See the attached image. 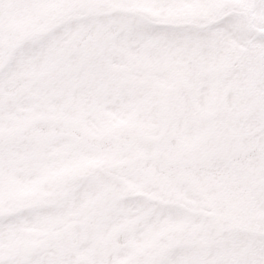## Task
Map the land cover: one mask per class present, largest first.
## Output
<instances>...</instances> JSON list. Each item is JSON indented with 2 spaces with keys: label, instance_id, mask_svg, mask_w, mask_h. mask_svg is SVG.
I'll list each match as a JSON object with an SVG mask.
<instances>
[{
  "label": "snow or ice",
  "instance_id": "6c2138e0",
  "mask_svg": "<svg viewBox=\"0 0 264 264\" xmlns=\"http://www.w3.org/2000/svg\"><path fill=\"white\" fill-rule=\"evenodd\" d=\"M5 4L81 15L53 33L63 37L56 71L30 83L50 98L18 124L35 129L30 144L19 137L13 148L0 112V188L29 148L85 125L77 140L96 159L143 158L149 175L174 169V180L211 192L201 223L212 236L193 249L107 261L54 252L42 264H264V0H0V10ZM161 153L167 160L151 167ZM154 214L182 215L160 206ZM0 264H26L7 254L2 225Z\"/></svg>",
  "mask_w": 264,
  "mask_h": 264
},
{
  "label": "rangeland",
  "instance_id": "374dc122",
  "mask_svg": "<svg viewBox=\"0 0 264 264\" xmlns=\"http://www.w3.org/2000/svg\"><path fill=\"white\" fill-rule=\"evenodd\" d=\"M51 10L52 9H43L45 13L42 15V10L35 12H20L14 6L5 4L3 9L0 10V15H2L5 20L4 25L0 27V41H3V43L8 41L15 45L18 39L22 38V35H24L19 28L22 27L23 24L26 26V20H29V25L35 26L36 32L40 33L42 16H44L43 19L45 24L53 23L56 19V17L53 18L50 16ZM20 20H22L23 23L20 22ZM53 33H51L50 36H55ZM32 49L34 48L32 47ZM45 49L46 48H37L32 51L37 61L40 60ZM31 51L30 53H32ZM11 55H13L12 52H7L3 60L6 67L3 73L5 76L0 78L2 79L0 81V112L4 115L5 127L9 133V141L12 140L13 143H17L19 136L24 134L20 135L21 132L18 131V127L12 126L13 114L10 111L9 105L11 104L13 107L16 105L17 110V105L20 101H23L19 109V113L23 117L31 113H36L37 110L42 107L43 103L47 102L50 98L44 97L42 93L28 90L33 79L43 77L44 72L48 71L42 70L39 65L38 67L36 65L31 72L21 70L22 67H16L15 61L17 60L11 59ZM35 58H33V60H35ZM17 62L19 65H23L22 62ZM52 68L54 70H51L49 73L56 71V60ZM1 97L3 99H1ZM38 97H42V99L38 101ZM12 98L17 102L12 101L14 100ZM5 100L11 102L7 103ZM3 104H5V106H3ZM37 123L42 125L46 122L39 120ZM84 127L86 126L73 125L67 128L62 134L56 135L64 137V142L60 141L62 140L61 138L56 137L50 158H46V160L33 171H30L27 166H24L21 171H16L14 168L15 164H13L16 178L14 182L19 181L23 175L25 184L31 173L33 176H37L40 173L48 183L51 182L54 184L55 190H48V192L39 195H29L30 198L49 200L47 203L50 206L49 208L45 209L42 207L39 212L35 210L31 212L38 214V220L41 215H47L50 217L49 226H51V229L69 230L71 227L75 228L84 217L87 209L89 211L87 216L95 218L97 210L102 207L101 215L104 217L102 219L110 222L111 219L106 218L113 219V214H119L118 211H113H116L114 209L116 208V202H114V200L119 199L120 196L125 197L129 195L130 197L139 196L150 200L153 199L154 193H136L135 191L139 180L144 178V180H147L146 182L152 186L155 193L159 194L163 193V191L167 193L165 196L168 197V203L165 208L179 210L182 215L179 218L167 217L165 220L164 217V219L161 220L159 215L154 214L155 211L152 210L153 207L142 211L136 209L134 205L125 208L120 203L119 209L123 216L120 228H122V230L127 229L124 231L128 234L130 233L132 236L135 230L136 243L142 240V235L137 234L139 230L138 227L142 225L147 227L146 223L149 225L147 229L150 233L145 234L144 237L151 242L149 244L151 247L150 253H163L164 258H167L175 249L190 250L195 248L202 239H211V229L201 223V218L210 210L211 192L209 190H205L196 185L188 186L174 180L176 176V170L174 169H169L166 176L160 174L149 175L146 171L145 160L143 158L133 160L124 153H117L110 159H96L90 155L91 145L77 140L78 135L82 132ZM27 131L28 133L31 132L35 134L34 128L30 127L25 129V133ZM110 136V132L105 135V143L108 142ZM25 138V140H28L27 137ZM42 154L43 153H39L40 156ZM166 160L167 155L161 153L151 158L150 166L158 167ZM33 161L35 163L38 161V156L36 154L33 157ZM46 181H44V184ZM91 190H95L96 192L92 194ZM26 198L27 197L24 195L21 198V209L25 212L30 211L26 206L30 207L33 204V201L30 199L26 200ZM58 200L65 201L61 203L58 202ZM52 201H54V203ZM103 202H105V205H103ZM47 204L44 205L46 206ZM110 204L111 212H108L109 210L105 208L109 207ZM137 205L142 207V202H137ZM61 212L62 214H60ZM52 225L54 227H52ZM57 234L58 233H54L53 236ZM61 234L55 238L59 241L55 239H50V241H48V243H50V250L44 252L45 258L52 254L51 249H53L55 245L58 246V244H60L62 249L66 247L67 250L75 253V245L74 248L68 247L72 235L65 233L62 236ZM116 235L117 233H114L112 240H109L108 244H103L100 247L104 253L103 258L105 261H107L109 257H112L113 260H119L122 257L132 254L137 255L140 252V245L134 247V236L131 237V242L128 244L127 239L124 238L114 240ZM26 237V233H22L23 243H25ZM53 240H55L54 244ZM5 245L8 248L10 244L8 245L6 243ZM23 252L25 253V249L22 250V254H24ZM147 253H149L148 247ZM70 255L71 257L74 256L73 254ZM42 261L40 264H42Z\"/></svg>",
  "mask_w": 264,
  "mask_h": 264
},
{
  "label": "trees",
  "instance_id": "16d2710c",
  "mask_svg": "<svg viewBox=\"0 0 264 264\" xmlns=\"http://www.w3.org/2000/svg\"><path fill=\"white\" fill-rule=\"evenodd\" d=\"M46 10V9H44ZM45 11L42 10V15H44ZM81 15V13H65L62 12L59 9H52L51 15L53 18L56 17L53 23L45 24L44 19L42 16V24H41V31L40 33L36 32L35 26L29 25V20H26V26L23 24L22 27L19 28L20 31L24 35H22V38H19L17 43L14 45L13 43H9L8 41L6 43H3V41H0V78L4 77L5 74V67L3 60L6 57L7 52H12L13 55H11V59H15L17 61L22 62L23 65H19L17 61H15L16 67L21 68V70H26V72H31V70L37 65L42 68V70H46L48 72H44V76L48 75L51 70H54L52 68V65H54L56 60V54H57V48L62 43V36H50L51 33H55L57 28L60 26V23H66L69 18H72L74 16ZM22 22V20H20ZM23 23V22H22ZM37 35V36H36ZM37 48H46L45 51L42 53V57L39 61L36 60L34 53L32 52L34 49ZM32 49V51H31ZM30 51L32 53H30ZM50 52V53H49ZM35 58V60H33ZM36 67V68H37ZM3 74V75H2ZM21 75V74H20ZM43 76V77H44ZM2 79H0L1 81ZM1 99H3L1 97ZM8 99V98H6ZM14 99V98H12ZM7 103L11 102L8 100H5ZM17 102L15 99L12 100ZM23 101H20L17 105L13 107V105H9L10 111L12 112V118H13V127H18V124L22 118V116L19 113L20 106ZM5 106V104H3ZM39 123V122H38ZM28 131L25 133V130L20 133L24 134L19 137H22L24 140L25 137L28 138V140H25V144H30L33 136L35 134L28 133ZM11 134V133H10ZM56 137L61 138V142L63 141L62 136H54L51 137L46 142L40 144L36 148H29L24 156V159L20 161L19 163H14L15 170L21 171L24 166H27L30 171H33L35 168H37L39 165L42 164L46 158H50L51 150L54 147ZM13 148L15 147L16 143H13L12 140L9 141ZM43 153L41 156L39 153ZM38 156V161L35 163L33 161L34 155ZM25 164V165H24ZM38 164V165H36ZM44 181H46L41 174L39 173L37 176H33L31 173L30 176L27 178L26 183L24 184V177L21 176L19 181L11 182L4 186L3 188H0V225L3 227V239L5 241V244L7 243L9 246L6 247L7 254L11 258H22L26 264H40V262L45 258V253L48 250H50V239H55L58 236H60L61 233L65 234H71L68 247L74 248L75 245V253H72L71 251L67 250L60 246V244L55 245V247L52 250V254L54 252H60L66 257H71L70 254H73L75 257H82L85 255H101L104 256V253L100 249V247L103 244H108L109 240H112L113 234L117 233L116 238L114 240H117L118 238H124L127 239L128 244L131 242V237L134 236V247L137 245H140V252L137 255H143L147 253V247L148 252L150 253L151 247L149 244L151 243L150 240H146V237H144L145 234L150 233L147 227L149 226L147 223V227H144L143 225L138 227L137 234L142 235V240L139 241V243H136V236H135V230L133 233V236L129 233H127L121 227V219H123L122 213L120 212V205L122 204L125 208L130 207L134 205V207L138 210L144 211L145 209H148L150 207H153L152 210L155 211L156 206H160L165 208L168 203V197L165 196L167 193L163 191V193H155L154 189L151 185H149L144 178L140 179L139 182L136 185V193L137 192H143V193H154V197L152 200L144 197L139 196H133L130 197L127 196H120L119 199H115L114 202H116L114 208L116 211L113 212H119L118 215H114V218H106L111 219L110 222L107 220L105 221L104 217H102V207H100L96 214L95 218L90 216L88 217V209L84 215V217L79 221V223L75 226V228L71 227L69 230H55L51 229L50 224V217L47 215H41L39 217V220L37 218L36 213H31L33 210L38 211L44 207L49 208V200L41 199V198H30L29 195H39L42 193L48 192V190H55L54 184L51 182H47L44 184ZM93 187V186H92ZM94 188V187H93ZM92 191V190H91ZM96 191H92L91 193H95ZM148 193V194H149ZM130 194V193H129ZM157 194V196H156ZM26 196V200L33 201V204L30 207L26 208L30 211H23L22 208V196ZM65 200H58V202H64ZM142 202V207L137 205V202ZM54 203V201H52ZM72 202V201H69ZM121 203V204H120ZM44 204H47L46 206ZM112 204V203H111ZM111 204L109 207H106L105 209L109 210L108 212H111ZM103 205H105V202H103ZM113 206V205H112ZM64 209V208H62ZM54 211V210H53ZM107 213V212H106ZM62 214V212L60 213ZM138 215V214H137ZM14 218V219H13ZM164 219V218H163ZM161 218V220H163ZM167 217H165V220ZM107 224V225H106ZM52 227H54L52 225ZM149 228V227H148ZM129 231V230H128ZM22 233H26L27 237L25 239V243L22 240ZM54 233H58L57 235L53 236ZM125 233V235H124ZM63 234H61L63 236ZM75 235V236H74ZM56 241H59L55 239ZM53 240V244L55 242ZM52 242V241H51ZM146 242V243H145ZM25 249V253L22 254V250ZM20 254V256H19Z\"/></svg>",
  "mask_w": 264,
  "mask_h": 264
}]
</instances>
